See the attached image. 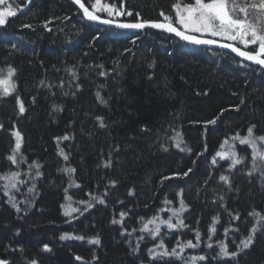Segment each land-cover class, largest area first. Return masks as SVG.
<instances>
[{"label":"trees","instance_id":"16d2710c","mask_svg":"<svg viewBox=\"0 0 264 264\" xmlns=\"http://www.w3.org/2000/svg\"><path fill=\"white\" fill-rule=\"evenodd\" d=\"M82 2L90 7L92 0ZM105 2L119 7L120 0ZM177 2L125 0L126 9L134 15L119 19L135 22L138 12L143 20L163 22L160 12L174 17L172 5ZM9 3L18 14L0 29L3 33L0 69L6 70L8 65L16 68L14 80L27 111L18 118L13 97L0 101V123L5 128L0 130V172L8 168L5 157L13 140L7 130L15 122L25 138L23 151L29 161L37 160L43 165L44 177L37 182L35 193L22 188L16 194L18 200L24 196L33 199L34 206L27 215L17 214L5 203L7 197L0 191V258H7L11 264H29L33 259L38 264H157L149 261L147 255L152 240L141 242L138 254L134 255L126 241L135 242L139 233L121 236V226L111 221L125 211L128 214L124 226L139 228V218L154 215L165 198L178 207L177 193L181 190L189 206L183 215L190 227L182 233L165 236L169 248L175 245L178 235L183 241L194 240L191 229H199L202 239H206L212 217L216 215L220 222L213 239L224 238L223 229L229 226V217L219 201L211 202L217 192L224 195L228 210L240 213L241 220L234 222L240 227L237 238L247 232L252 223L248 212L253 208L264 212V187L255 178L234 171L230 178L237 190L222 192L224 186L218 178L228 173L217 167L212 170L210 180L208 175L211 157L224 138L236 132L246 134L252 123L258 125L257 134H264L262 71L252 66L242 67L243 63L229 54L190 47L153 29L139 33L105 30L86 22L68 0H34L23 10H20L23 0H9ZM65 17L70 19L62 23ZM49 19L53 20L49 25L51 32L43 27ZM25 24L33 25L34 30L22 28ZM95 36L99 39L93 41ZM125 48L131 51L124 53ZM73 65L77 68L80 90L75 96L64 95L65 91H75L65 71ZM95 65H103V69ZM101 70L111 74L101 77L98 75ZM61 79L65 81L64 89L38 87L41 80L58 85ZM97 91L108 101L107 105L97 102ZM205 91L208 95H203ZM241 99L245 103L241 104ZM53 104L62 105L63 111L52 113ZM233 105H239V111L225 112L207 130L202 123H196L213 118L221 108ZM96 116H103L107 127L100 128ZM169 125L182 133L186 145L193 150L191 156L175 147H170L168 152L161 149V143L171 144L166 134ZM65 134L71 138L60 142L59 148L69 156L67 162L58 156L54 139ZM205 144L207 152L197 158L196 152L203 151ZM237 150L240 155H249L247 146L238 145ZM109 158L111 166L105 168ZM193 159L195 165L191 163ZM66 166L76 169L72 180L80 185L68 188L73 206H79L75 201L90 199L87 193L102 195L108 182L117 180V186L109 189L107 207L96 205L78 219L65 217L61 204L66 203L64 189L70 181L58 169ZM189 167L193 172L188 177L173 178L161 185L162 175L183 172ZM129 189L135 191L134 196L128 195ZM121 200L123 204L119 203ZM64 233L86 239L61 240ZM96 236L101 241L99 246L87 243ZM228 243L229 250H234L231 239ZM45 245L51 250L44 251ZM214 249L218 251L215 245ZM204 253L208 254V261L197 264H232L213 260V249L203 244L198 249H187L185 256ZM77 256L83 260H76ZM171 264L179 262L173 260ZM239 264H264V235L258 234L252 249L239 257Z\"/></svg>","mask_w":264,"mask_h":264},{"label":"snow or ice","instance_id":"6c2138e0","mask_svg":"<svg viewBox=\"0 0 264 264\" xmlns=\"http://www.w3.org/2000/svg\"><path fill=\"white\" fill-rule=\"evenodd\" d=\"M34 0H23L21 9L33 4ZM74 5H77L79 10L82 11L83 19L96 22L101 25L114 27L121 30H143L145 28L159 29L167 33L173 34L180 41L186 42L193 46H204L219 49L229 50L234 53L236 57H240L243 61L249 62V64H242V67H251V65L258 66V71L264 72V0H178L177 3L172 5L175 16L165 14L164 11L160 12V16L163 17V22L147 21L140 18V14L137 12L135 16L137 19L135 22H124L119 19L121 17H131L134 13L126 9L125 0H120L119 7L115 3H106L105 0H92L90 7L86 6L82 0H72ZM7 4L0 10V29L5 28L9 19L17 16L18 12L9 0H0V5ZM54 19L59 20V17ZM70 19L65 17L61 20L63 23L65 20ZM53 23L52 19L46 20L43 23V27L46 31L51 32L53 29L49 27ZM22 28L33 29V25L25 24ZM3 33L0 32V37ZM99 39V36L93 37V41ZM72 40L69 39L68 43ZM131 43L135 44V40ZM91 46V44H90ZM16 47L15 44L12 45ZM131 51V49L125 48L124 53ZM86 54V53H85ZM123 54V53H122ZM116 64V62H113ZM118 66V64H117ZM152 65H149L151 67ZM89 67H93L89 65ZM96 68L103 69V65H95ZM6 71V74H5ZM16 68L8 65L6 70L0 69V101L6 100L9 97L15 99V107L17 111V117L24 116L27 109L25 103L18 93V84L14 77L16 75ZM59 71V69H57ZM65 71L68 77L71 78V82L74 85L75 91L71 93L65 91L64 95L71 94L76 95V92L80 90V84L77 82L78 73L76 65L66 67ZM110 71L101 70L98 75L106 77L110 75ZM149 79L152 77L149 76ZM38 87H47L49 89L53 87L65 88V81L61 79L58 85L51 83L46 84L44 80L39 81ZM55 95V93H52ZM200 94L199 92L197 93ZM203 95H208L205 91ZM235 95V93H233ZM96 100L101 105H107L108 101L101 95L100 91L95 93ZM35 97L32 98L33 103ZM241 104L245 103L244 99H241ZM63 106L59 104L52 105V113L62 112ZM227 111H239V105H233L229 108H221L219 113L206 121H197L196 123H202L205 130L208 126L216 125L217 121ZM51 115V113H50ZM96 121L100 128H105L107 125L104 122L103 116H96ZM258 125L255 123L250 124L246 129V134L241 135L240 132H236L229 137L223 139L219 145L218 150L211 157V169L209 171L208 180L211 179L212 170L217 167L224 169L228 174L219 175V182L223 184L222 192H232L234 190L232 180L230 178L234 171H240L243 175L249 178H255L264 187V134H257L256 129ZM0 130H5L3 123H0ZM142 131H148L147 128H142ZM9 134L13 140L9 153L5 159L8 161V168L4 172H0V191L7 197L5 203H7L17 214L27 215L28 210L34 206L33 199L29 196H24L23 199H17L16 194L21 193L22 188L26 189L27 193H35L37 182L43 179L44 173L41 171L43 165L37 160L29 161L26 153L23 151L25 138L23 133L17 128L14 122L10 129ZM167 138L171 144L161 143L160 147L164 152H168L170 147H175L180 152L192 155V149L188 147L183 140L182 133L174 126L169 125L167 131ZM71 137L65 134L62 137H55L58 148L62 141H67ZM239 146H247L249 155H240L237 148ZM207 144L204 145L203 151L196 152V157L202 156L207 152ZM116 151H119L117 148ZM58 156L62 157L63 161L67 162L69 156L65 153L63 148H59ZM222 161H227L225 166ZM195 165L196 160L191 161ZM243 166L240 168L238 166ZM111 166V159L104 163V167ZM58 171L66 174L69 177V185L64 189V199L66 203L61 204L62 214L65 217L71 219H78L79 216H83L96 205H103L107 207V196L109 189L115 188L118 181L113 179L105 186V190L102 195L94 193H87L90 197L88 200H79L75 203L79 206H73V199L68 195V188L75 185L80 187L72 180L73 174L76 172L74 167L66 166L58 169ZM193 172V168L189 167L183 172H173L171 175H162L160 183L163 185L164 181L171 180L173 178H186ZM208 180L205 181V187ZM251 182V181H250ZM129 196H134L135 191L133 189L128 190ZM179 197L178 207H173V201L165 198L163 200V206L152 215L145 219L139 218L140 227H133L128 229L124 226V219L127 216V212L121 211L119 218H113L112 224H119L121 226V236L132 237L133 234L139 233L135 236V242L131 239L127 240L132 254H138L141 246V242L145 240H152L154 243L147 249V255L149 261L157 262V264H171L173 260L178 261L179 264H197V262H206L209 257L207 253L185 256L187 249H198L203 244L208 249H213L214 254L212 259L215 261H231L232 264H239V257L242 254L246 255L249 250L252 249L256 243L257 236L264 235V212L253 208L248 212V216L252 218L251 226L247 229L245 234H242L237 238V233H240V227L238 224H234L235 221H240L241 216L238 211L228 210L224 203L225 197L220 192H217L212 199L213 204L220 202V207L224 208L229 217V226L223 229V239H213L217 235L216 225L220 222L219 215L212 217V222L207 230L206 239H202V234L199 229H191L194 232V240L188 239L183 241L181 237L176 236V243L171 248L165 243L164 237L171 234L188 229L190 226L185 223L184 213L189 210V206L186 205L183 199V191L177 193ZM123 204L124 201H119ZM23 205V207H21ZM129 211H131L129 209ZM161 213H166V216H162ZM78 214V215H74ZM166 230V231H165ZM19 234V233H17ZM61 240L77 239L85 240L86 237L82 235L64 233L60 236ZM231 239V243L235 245L234 250H229L228 240ZM87 243L99 246L101 241L99 236L90 238ZM218 248V251L214 249ZM51 249L45 245L44 251H50ZM76 260H83L82 257H75ZM96 257H93L95 260ZM0 264H11V261L7 258H0ZM29 264H38L37 260L33 259ZM143 264V262H142Z\"/></svg>","mask_w":264,"mask_h":264},{"label":"water","instance_id":"95a60500","mask_svg":"<svg viewBox=\"0 0 264 264\" xmlns=\"http://www.w3.org/2000/svg\"><path fill=\"white\" fill-rule=\"evenodd\" d=\"M68 1L70 2V4H71L72 6H74V8H75V9L81 14V16L83 17L82 11L79 10L78 6H77V5H74V4L72 3V0H68ZM84 20H85V19H84ZM85 21L88 22V23H90V24H92V25H95V26L101 27V28H103V29L113 30V31L122 32V33H139V32H141V31H143V30H146V29H152V28H145V29H143V30H121V29H116V28H114V27H110V26H106V25H101V24H98V23H96V22H90V21H87V20H85ZM153 30H156V31H158V32H160V33H163V34H166V35H168V36H171V37L175 38L177 41H179V42H181V43H184V44H186V45H189V44H187L186 42L180 41V40H179L177 37H175L173 34L167 33V32H165V31H163V30H159V29H153ZM190 46H193V45H190ZM193 47H196V48H202V49H207V50H215V51H219V52L227 53V54L231 55L232 57H234L235 59H237L238 61L242 62L243 64H249V62H247V61H243L240 57H236L234 53H231L229 50H226V49H219V48H212V47H207V48H206V47H204V46H193ZM251 66H253V67H257V68H258V66L254 65V64L251 65Z\"/></svg>","mask_w":264,"mask_h":264},{"label":"rangeland","instance_id":"374dc122","mask_svg":"<svg viewBox=\"0 0 264 264\" xmlns=\"http://www.w3.org/2000/svg\"><path fill=\"white\" fill-rule=\"evenodd\" d=\"M70 3V2H69ZM0 6H2V5H0ZM3 9V8H2ZM2 9H0V10H2ZM80 14V13H79ZM81 15V14H80ZM98 27V26H97ZM101 28V27H100ZM105 30H107V29H105ZM111 31H113V30H111ZM171 37V36H170ZM175 39V38H174ZM176 40V39H175ZM177 41V40H176ZM179 42V41H178ZM184 44V43H183ZM186 45V44H185ZM187 46H190V45H187ZM190 47H193V46H190ZM194 48H196V47H194ZM198 49H202V48H198ZM204 50H207V49H204ZM209 51H214V52H219V51H215V50H209ZM223 53V52H222ZM225 54H227V53H225Z\"/></svg>","mask_w":264,"mask_h":264},{"label":"bare ground","instance_id":"6f19581e","mask_svg":"<svg viewBox=\"0 0 264 264\" xmlns=\"http://www.w3.org/2000/svg\"><path fill=\"white\" fill-rule=\"evenodd\" d=\"M253 67V66H252ZM257 68V67H256ZM264 73V72H263Z\"/></svg>","mask_w":264,"mask_h":264}]
</instances>
